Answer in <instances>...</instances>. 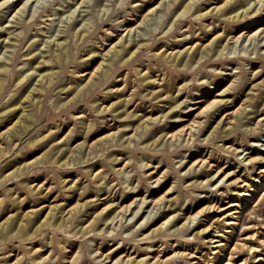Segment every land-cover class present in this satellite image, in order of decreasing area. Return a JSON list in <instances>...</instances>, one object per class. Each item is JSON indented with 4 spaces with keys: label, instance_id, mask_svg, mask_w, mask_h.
Returning a JSON list of instances; mask_svg holds the SVG:
<instances>
[{
    "label": "rangeland",
    "instance_id": "rangeland-1",
    "mask_svg": "<svg viewBox=\"0 0 264 264\" xmlns=\"http://www.w3.org/2000/svg\"><path fill=\"white\" fill-rule=\"evenodd\" d=\"M1 4L0 264H264V0Z\"/></svg>",
    "mask_w": 264,
    "mask_h": 264
},
{
    "label": "bare ground",
    "instance_id": "bare-ground-1",
    "mask_svg": "<svg viewBox=\"0 0 264 264\" xmlns=\"http://www.w3.org/2000/svg\"><path fill=\"white\" fill-rule=\"evenodd\" d=\"M9 0H6L5 2H3L2 4H5V3H7ZM29 0H27V2H28ZM81 2H82V0H81ZM1 4V3H0ZM1 4V5H2ZM25 4V3H24ZM24 4L20 7V8H18L14 13H13V16L15 15V14H17L19 11H21V9H22V7H24ZM131 55L130 56H132V54H133V52L132 53H130ZM98 68H102V65H98L97 66V69ZM96 69V70H97ZM83 74V73H82ZM94 74V73H93ZM92 74V75H93ZM43 75L42 74H38V81H42V79H43ZM91 78V77H90ZM90 78L88 79V81L86 82V83H88L89 81H90ZM50 78L48 77V80H49ZM2 81H1V79H0V90H1V88H2ZM82 89V87H79L78 89H77V94H78V91L79 90H81ZM35 90H37V88L36 87H33V89H32V91H30V92H28V94L24 97V100L22 101V103L20 102L19 104H17V105H14V109H16V108H18L19 109V111H20V114H19V116L16 118V120H15V122L13 123V127L12 128H14L15 130H16V127H17V125H20L23 121H25V119L23 120V118H26L27 119V116H29V113H27V112H25V107L26 106H23V102L24 101H28L29 99H31L32 100V98H33V93H34V91ZM75 93V94H76ZM13 112H14V110H12ZM6 138H7V136H6ZM58 150H59V148H58ZM64 164H69V161H68V159H67V161L66 160H64ZM78 207V206H77Z\"/></svg>",
    "mask_w": 264,
    "mask_h": 264
}]
</instances>
